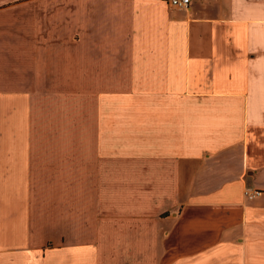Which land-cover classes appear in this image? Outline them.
I'll return each instance as SVG.
<instances>
[{
    "label": "crops",
    "instance_id": "crops-1",
    "mask_svg": "<svg viewBox=\"0 0 264 264\" xmlns=\"http://www.w3.org/2000/svg\"><path fill=\"white\" fill-rule=\"evenodd\" d=\"M0 264H264V7L0 0Z\"/></svg>",
    "mask_w": 264,
    "mask_h": 264
},
{
    "label": "built area",
    "instance_id": "built-area-1",
    "mask_svg": "<svg viewBox=\"0 0 264 264\" xmlns=\"http://www.w3.org/2000/svg\"><path fill=\"white\" fill-rule=\"evenodd\" d=\"M167 5L173 9L184 10L188 7L190 0H165ZM248 198H251L257 195V192L246 194Z\"/></svg>",
    "mask_w": 264,
    "mask_h": 264
},
{
    "label": "clouds",
    "instance_id": "clouds-1",
    "mask_svg": "<svg viewBox=\"0 0 264 264\" xmlns=\"http://www.w3.org/2000/svg\"><path fill=\"white\" fill-rule=\"evenodd\" d=\"M245 2H250L254 5L258 4L259 6L264 7V0H245Z\"/></svg>",
    "mask_w": 264,
    "mask_h": 264
}]
</instances>
